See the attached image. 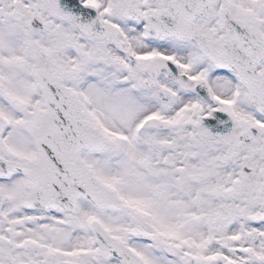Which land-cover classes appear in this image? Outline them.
I'll return each mask as SVG.
<instances>
[{
  "label": "snow or ice",
  "instance_id": "obj_1",
  "mask_svg": "<svg viewBox=\"0 0 264 264\" xmlns=\"http://www.w3.org/2000/svg\"><path fill=\"white\" fill-rule=\"evenodd\" d=\"M0 264H264V0H0Z\"/></svg>",
  "mask_w": 264,
  "mask_h": 264
}]
</instances>
